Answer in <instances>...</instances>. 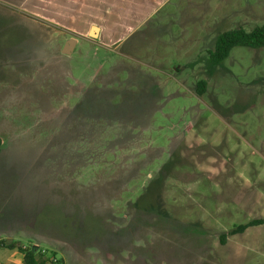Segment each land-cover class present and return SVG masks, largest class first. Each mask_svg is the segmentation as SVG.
<instances>
[{
	"label": "rangeland",
	"instance_id": "1",
	"mask_svg": "<svg viewBox=\"0 0 264 264\" xmlns=\"http://www.w3.org/2000/svg\"><path fill=\"white\" fill-rule=\"evenodd\" d=\"M263 24L264 0H0V239L64 264H264V225L220 239L264 219V47L209 56Z\"/></svg>",
	"mask_w": 264,
	"mask_h": 264
},
{
	"label": "trees",
	"instance_id": "2",
	"mask_svg": "<svg viewBox=\"0 0 264 264\" xmlns=\"http://www.w3.org/2000/svg\"><path fill=\"white\" fill-rule=\"evenodd\" d=\"M236 46H245L250 48H260L264 47V24L261 26L255 27L251 31L245 30L243 27H237L234 29H229L222 32L218 35L214 50L209 52L210 60L213 64L222 63L231 53L232 49ZM207 81L205 79H201L196 83V93L198 95H202L206 92ZM173 165L171 163L164 164L159 169L157 176V194L162 193V189L170 175L171 167ZM153 179V180H154ZM148 190V185L144 189ZM147 205L146 208L138 206V203L134 202V207L143 212H148V201L145 203ZM256 225H264L263 218H256L247 223L240 224L238 226L233 227L231 230L221 234V242L225 243L228 236H232L238 233L245 232L249 227ZM39 245V244H38ZM40 246V245H39ZM0 248L10 249V250H18L22 253L24 264H64L63 259L58 258L57 262H53L52 258L57 257L55 251L50 252L47 250V254H43L40 248L34 244H26L21 240H4L0 239Z\"/></svg>",
	"mask_w": 264,
	"mask_h": 264
},
{
	"label": "water",
	"instance_id": "3",
	"mask_svg": "<svg viewBox=\"0 0 264 264\" xmlns=\"http://www.w3.org/2000/svg\"><path fill=\"white\" fill-rule=\"evenodd\" d=\"M77 40L74 38H70L69 40H67V42L65 43L62 51L65 52L66 54H72L74 51V48L76 46Z\"/></svg>",
	"mask_w": 264,
	"mask_h": 264
},
{
	"label": "built area",
	"instance_id": "4",
	"mask_svg": "<svg viewBox=\"0 0 264 264\" xmlns=\"http://www.w3.org/2000/svg\"><path fill=\"white\" fill-rule=\"evenodd\" d=\"M36 245L40 248V246H39L38 244H36ZM41 252H42L43 254H47V250H46L45 248H42V247H41ZM57 260H58L57 257L52 258V261H53V262H57Z\"/></svg>",
	"mask_w": 264,
	"mask_h": 264
},
{
	"label": "bare ground",
	"instance_id": "5",
	"mask_svg": "<svg viewBox=\"0 0 264 264\" xmlns=\"http://www.w3.org/2000/svg\"><path fill=\"white\" fill-rule=\"evenodd\" d=\"M97 30H98V28L94 27V28L92 29V34H96Z\"/></svg>",
	"mask_w": 264,
	"mask_h": 264
},
{
	"label": "crops",
	"instance_id": "6",
	"mask_svg": "<svg viewBox=\"0 0 264 264\" xmlns=\"http://www.w3.org/2000/svg\"><path fill=\"white\" fill-rule=\"evenodd\" d=\"M94 28V27H93ZM96 28H98V27H96ZM100 34V33H99ZM77 43H78V40H77ZM77 43H76V46H77ZM76 46H75V48H74V51H75V49H76ZM73 51V52H74ZM34 244H37V243H34ZM22 260H23V256H22ZM13 264H14V262H13Z\"/></svg>",
	"mask_w": 264,
	"mask_h": 264
}]
</instances>
